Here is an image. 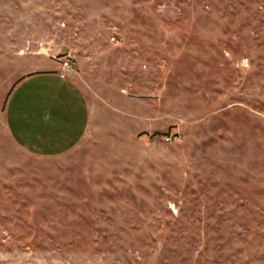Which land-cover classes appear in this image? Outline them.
I'll return each mask as SVG.
<instances>
[{"label":"rangeland","instance_id":"rangeland-1","mask_svg":"<svg viewBox=\"0 0 264 264\" xmlns=\"http://www.w3.org/2000/svg\"><path fill=\"white\" fill-rule=\"evenodd\" d=\"M65 62L89 132L32 155L9 96ZM0 264H264V0H0Z\"/></svg>","mask_w":264,"mask_h":264},{"label":"crops","instance_id":"crops-1","mask_svg":"<svg viewBox=\"0 0 264 264\" xmlns=\"http://www.w3.org/2000/svg\"><path fill=\"white\" fill-rule=\"evenodd\" d=\"M7 132L32 155H64L86 138L91 109L81 87L50 70L29 74L13 88L5 110Z\"/></svg>","mask_w":264,"mask_h":264},{"label":"built area","instance_id":"built-area-1","mask_svg":"<svg viewBox=\"0 0 264 264\" xmlns=\"http://www.w3.org/2000/svg\"><path fill=\"white\" fill-rule=\"evenodd\" d=\"M69 69H70V66H69L68 62H65V63L63 64V68H62L63 72L60 73V76L63 77V78H65V77H66V74H65V73L68 72ZM64 71H65V72H64ZM69 72H70V71H69Z\"/></svg>","mask_w":264,"mask_h":264}]
</instances>
